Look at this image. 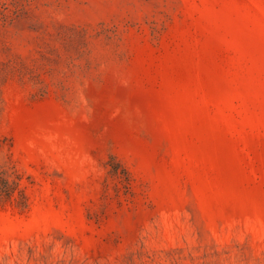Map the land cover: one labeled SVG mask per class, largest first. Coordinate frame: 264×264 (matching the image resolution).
Masks as SVG:
<instances>
[{
	"label": "rangeland",
	"instance_id": "374dc122",
	"mask_svg": "<svg viewBox=\"0 0 264 264\" xmlns=\"http://www.w3.org/2000/svg\"><path fill=\"white\" fill-rule=\"evenodd\" d=\"M0 264H264V0H0Z\"/></svg>",
	"mask_w": 264,
	"mask_h": 264
}]
</instances>
